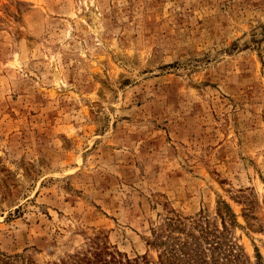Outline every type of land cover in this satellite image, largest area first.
<instances>
[{"label":"rangeland","instance_id":"1","mask_svg":"<svg viewBox=\"0 0 264 264\" xmlns=\"http://www.w3.org/2000/svg\"><path fill=\"white\" fill-rule=\"evenodd\" d=\"M171 218L264 264V0H0V264L155 262Z\"/></svg>","mask_w":264,"mask_h":264},{"label":"trees","instance_id":"2","mask_svg":"<svg viewBox=\"0 0 264 264\" xmlns=\"http://www.w3.org/2000/svg\"><path fill=\"white\" fill-rule=\"evenodd\" d=\"M178 222H180L178 218H171L169 221L171 229L168 234L160 233L158 239H155V243L164 245L162 253L155 262L150 261L146 256L130 258L119 251L111 253L107 258L99 251L93 258H81L76 264H260L258 260L255 263L247 262L232 242L221 240L222 234L212 228H205L202 236L192 234L191 240L174 236L171 232L175 229L186 230ZM212 232L213 237L210 235Z\"/></svg>","mask_w":264,"mask_h":264}]
</instances>
